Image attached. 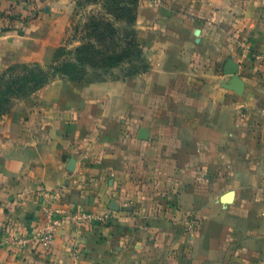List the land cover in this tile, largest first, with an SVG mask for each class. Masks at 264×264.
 <instances>
[{
  "label": "crops",
  "instance_id": "0c3cea01",
  "mask_svg": "<svg viewBox=\"0 0 264 264\" xmlns=\"http://www.w3.org/2000/svg\"><path fill=\"white\" fill-rule=\"evenodd\" d=\"M59 1L0 0V72ZM136 28L143 70L0 119V264H264V0H141Z\"/></svg>",
  "mask_w": 264,
  "mask_h": 264
},
{
  "label": "rangeland",
  "instance_id": "374dc122",
  "mask_svg": "<svg viewBox=\"0 0 264 264\" xmlns=\"http://www.w3.org/2000/svg\"><path fill=\"white\" fill-rule=\"evenodd\" d=\"M101 3H107L104 14ZM136 7L130 0L59 1L56 28L42 30L47 43L31 51L37 60H21L0 72V119L23 101L29 106L21 112L34 117L39 99L33 94L54 78L92 84L143 70L146 54L138 41Z\"/></svg>",
  "mask_w": 264,
  "mask_h": 264
},
{
  "label": "built area",
  "instance_id": "2783aa9c",
  "mask_svg": "<svg viewBox=\"0 0 264 264\" xmlns=\"http://www.w3.org/2000/svg\"><path fill=\"white\" fill-rule=\"evenodd\" d=\"M60 213V210H56V209H52V208H45V214H46V221L47 224L46 226L42 229V233L41 234V240H42V244L45 246H48L54 236L53 233V224L57 223L58 219L55 218V213ZM79 218H83V219H88L89 217H91V215L89 213H81L80 215H78Z\"/></svg>",
  "mask_w": 264,
  "mask_h": 264
},
{
  "label": "water",
  "instance_id": "95a60500",
  "mask_svg": "<svg viewBox=\"0 0 264 264\" xmlns=\"http://www.w3.org/2000/svg\"><path fill=\"white\" fill-rule=\"evenodd\" d=\"M224 72L227 75H232V79L229 83V87L236 90L238 93H242L244 90V85H243V83L240 80L239 75H238L239 74V68L233 59L228 60L227 64L225 65ZM145 135H146L145 131L142 130L141 135H140L141 138H144ZM228 195H230V194H228Z\"/></svg>",
  "mask_w": 264,
  "mask_h": 264
},
{
  "label": "trees",
  "instance_id": "16d2710c",
  "mask_svg": "<svg viewBox=\"0 0 264 264\" xmlns=\"http://www.w3.org/2000/svg\"><path fill=\"white\" fill-rule=\"evenodd\" d=\"M113 2H122L123 0H111ZM131 2L135 3L136 4V16H137V8H138V5L140 4V1L141 0H130ZM107 3H101V14H104V9H105V6H106Z\"/></svg>",
  "mask_w": 264,
  "mask_h": 264
}]
</instances>
